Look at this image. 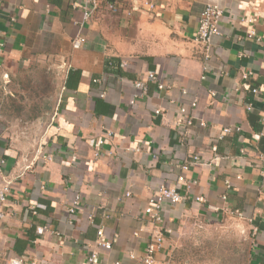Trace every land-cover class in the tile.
Masks as SVG:
<instances>
[{"label":"crops","instance_id":"0c3cea01","mask_svg":"<svg viewBox=\"0 0 264 264\" xmlns=\"http://www.w3.org/2000/svg\"><path fill=\"white\" fill-rule=\"evenodd\" d=\"M209 2L224 10L223 34L202 80L205 53L195 39ZM78 36L87 43L75 50ZM0 43V95L36 68L62 77L54 104L34 119L0 104V184L10 185L1 252L26 256L27 264H87L86 243L101 225L109 240L119 236L101 252L104 264H142L154 231L143 211L164 184L180 186L186 200L165 207L156 264H210L175 250L190 234L214 242L210 235L224 234L229 221L249 233L240 264H264V0H100L96 10L89 0H0ZM150 71L172 89L148 83V94L131 105L133 83ZM181 104L194 120L184 146ZM193 156L200 164L184 171ZM76 195L81 205L70 224Z\"/></svg>","mask_w":264,"mask_h":264},{"label":"built area","instance_id":"2783aa9c","mask_svg":"<svg viewBox=\"0 0 264 264\" xmlns=\"http://www.w3.org/2000/svg\"><path fill=\"white\" fill-rule=\"evenodd\" d=\"M92 8L95 10L99 8L100 0H89ZM113 12H116V7L112 4L108 6ZM90 12L86 13V18H88ZM224 15V10L217 4L213 2L207 3L199 17V26L196 33V42L202 45L204 48V63H203V76L202 80L207 78V74L210 70V61L213 56V46H214V39L218 36H221L222 29H221V20ZM254 20H249L248 22H253ZM251 35H254L252 33ZM87 43V39L83 36L76 37L73 42L72 46L75 50H79L83 48ZM3 44L0 43V47ZM112 64V63H110ZM123 64V63H122ZM126 64L124 63L123 66ZM251 73H244L242 75V79L247 82L250 78ZM95 82H98L97 80ZM148 83L153 84L156 86V90L158 92H166L170 91L172 87L168 84H164L160 77L153 71H150L146 75V81L137 80L133 83L134 86V98L131 100V105H134L135 100L146 96L148 94ZM252 93L257 95L259 92L257 89H252ZM183 96H188L189 93L187 90H182ZM102 97L105 96V93L101 95ZM212 97L216 96V93H211ZM171 103L174 104L175 100L172 99ZM190 107L192 109H197L199 105V98L197 96L192 97L190 101ZM248 110H252V105L249 104L247 107ZM157 114L161 113V111H156ZM264 118V110L262 112ZM178 127L183 129L181 134V144L182 146L186 145L188 140L190 139L191 128L194 126V120L189 114L188 107L184 104L179 106L178 110V119H177ZM201 127H206V123L203 121L199 122ZM230 130L226 129L223 131L224 134L229 133ZM109 136L111 134H108ZM104 142L99 141L98 144L102 145ZM47 161H51L52 158L48 156L46 158ZM200 156H193L191 163L185 162L181 167L184 171H189L192 168V165L200 164ZM196 184V181L187 182L185 183L186 192H192L193 186ZM180 186L168 187L164 184L160 185L157 190L152 194L148 205L144 208L143 211V220L150 222L153 227V235L149 240L146 248L145 254L139 261L142 264H156L155 256L159 252H161L164 248L165 242V219H164V211L167 205H177L183 203L186 200V195H184L181 191ZM10 193V185L9 183L0 184V236L3 232V225L6 219V203L8 201ZM129 196V194H127ZM197 202H204V198L198 196L195 197ZM81 205V197L76 195L75 198L72 200L69 208L68 213L70 215V224H74L77 221V213L79 207ZM108 218V215L105 216ZM90 220L93 221V217L90 216ZM97 229V239L93 242L86 243V250L87 254V264H104L103 260L101 259L100 255L101 252H109L113 249V246L119 241V236L114 235L112 239H108L106 234V229L104 226H96ZM39 235H43L47 232L46 228H38ZM138 235V234H136ZM132 259H136L135 256H131ZM28 258L26 256H15L10 257L5 255L3 252L0 251V264H27ZM31 264H36V262H32ZM114 264H121V262L116 261Z\"/></svg>","mask_w":264,"mask_h":264},{"label":"rangeland","instance_id":"374dc122","mask_svg":"<svg viewBox=\"0 0 264 264\" xmlns=\"http://www.w3.org/2000/svg\"><path fill=\"white\" fill-rule=\"evenodd\" d=\"M58 79L62 77L54 75L53 69L41 68L19 76L15 85L8 86L0 95L1 108L7 114L26 115L34 119L54 104L56 94H59V90L54 86L60 87ZM222 226L225 228L224 234L218 231L212 233L210 237L215 241L211 243L203 240L201 234L187 235L175 250L177 257L198 263L201 261L210 264L243 263L249 246L248 231L234 221L225 222ZM234 251L236 255L233 256Z\"/></svg>","mask_w":264,"mask_h":264},{"label":"trees","instance_id":"16d2710c","mask_svg":"<svg viewBox=\"0 0 264 264\" xmlns=\"http://www.w3.org/2000/svg\"><path fill=\"white\" fill-rule=\"evenodd\" d=\"M108 65H110L109 64V61H108ZM110 66H113V64L112 65H110ZM119 68V66L117 67V68H114V70L116 69V70H121V69H118Z\"/></svg>","mask_w":264,"mask_h":264}]
</instances>
